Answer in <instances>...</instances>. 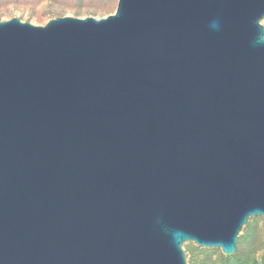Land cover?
<instances>
[{"label":"water","instance_id":"water-1","mask_svg":"<svg viewBox=\"0 0 264 264\" xmlns=\"http://www.w3.org/2000/svg\"><path fill=\"white\" fill-rule=\"evenodd\" d=\"M264 0H119L0 22V264H188L264 217Z\"/></svg>","mask_w":264,"mask_h":264},{"label":"rangeland","instance_id":"rangeland-1","mask_svg":"<svg viewBox=\"0 0 264 264\" xmlns=\"http://www.w3.org/2000/svg\"><path fill=\"white\" fill-rule=\"evenodd\" d=\"M119 0H0V22L14 18L34 26H45L58 18L97 20L114 15ZM264 26V19L261 21ZM188 264H245L251 255L264 264V217L251 218L240 233L238 248L233 256L221 249H208L193 242L183 245Z\"/></svg>","mask_w":264,"mask_h":264},{"label":"trees","instance_id":"trees-1","mask_svg":"<svg viewBox=\"0 0 264 264\" xmlns=\"http://www.w3.org/2000/svg\"><path fill=\"white\" fill-rule=\"evenodd\" d=\"M263 261H264V258H263ZM245 264H259L258 263V260L256 259V257H254L253 255H251L249 258H247L245 261H244Z\"/></svg>","mask_w":264,"mask_h":264}]
</instances>
